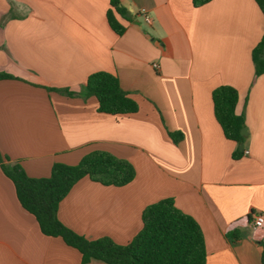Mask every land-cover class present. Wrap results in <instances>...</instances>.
<instances>
[{
	"label": "crops",
	"instance_id": "crops-1",
	"mask_svg": "<svg viewBox=\"0 0 264 264\" xmlns=\"http://www.w3.org/2000/svg\"><path fill=\"white\" fill-rule=\"evenodd\" d=\"M119 1L128 12L116 15L122 36L108 24L110 0H0V73L13 77L0 81L1 154L31 178L93 151L129 161L132 183L86 177L59 205L58 219L90 241L129 244L144 210L172 198L201 227L206 264H262L264 225L254 229L250 220L264 215V75L256 76L252 58L264 15L254 0L200 8L192 0ZM97 72L117 76L139 111L99 113L97 99L81 95ZM220 86L239 93L244 150L215 118ZM235 229L243 236L232 243ZM0 264H82L77 249L42 234L1 167Z\"/></svg>",
	"mask_w": 264,
	"mask_h": 264
},
{
	"label": "trees",
	"instance_id": "trees-1",
	"mask_svg": "<svg viewBox=\"0 0 264 264\" xmlns=\"http://www.w3.org/2000/svg\"><path fill=\"white\" fill-rule=\"evenodd\" d=\"M211 1L192 0V3L195 8H200ZM254 1L264 15V0ZM110 5L108 24L117 35L122 36L125 27L116 15L126 17L128 12L119 0H110ZM252 58L256 76L264 75V35L254 48ZM12 78L0 73V81ZM62 93L73 95L68 90ZM81 95L84 98L95 97L99 113L117 116L139 111L138 104L122 89L118 77L107 72L89 76ZM212 102L215 118L225 138L239 145L244 143L246 138L241 136V131L246 128V120L237 113L238 91L231 86H220L212 92ZM170 135L175 142L178 141L175 135ZM243 153L236 152L234 158ZM0 167L14 184L21 206L36 218L42 234L59 237L68 246L77 249L82 255V264L92 260L105 264H206L207 251L201 227L191 216L180 211L172 198L161 200L144 210L142 230L127 245H118L108 238L90 241L58 219L60 203L83 178L103 186L123 187L132 183L136 170L125 159L105 151H93L77 165L55 164L48 178H31L19 163L10 162L0 152ZM242 236V231L235 229L229 239L237 243ZM261 247V262L264 264V241Z\"/></svg>",
	"mask_w": 264,
	"mask_h": 264
},
{
	"label": "built area",
	"instance_id": "built-area-1",
	"mask_svg": "<svg viewBox=\"0 0 264 264\" xmlns=\"http://www.w3.org/2000/svg\"><path fill=\"white\" fill-rule=\"evenodd\" d=\"M142 14L144 15L145 21L148 24H152V19L146 14V11L143 10ZM252 225H253L254 229H259V228L263 227V225H264V215H260V214L255 215L253 217Z\"/></svg>",
	"mask_w": 264,
	"mask_h": 264
},
{
	"label": "water",
	"instance_id": "water-1",
	"mask_svg": "<svg viewBox=\"0 0 264 264\" xmlns=\"http://www.w3.org/2000/svg\"><path fill=\"white\" fill-rule=\"evenodd\" d=\"M241 136H242L243 138H247V137H248V130H247V128H244V129L241 131ZM244 148H245L244 144H241V145H240V150H244Z\"/></svg>",
	"mask_w": 264,
	"mask_h": 264
},
{
	"label": "rangeland",
	"instance_id": "rangeland-1",
	"mask_svg": "<svg viewBox=\"0 0 264 264\" xmlns=\"http://www.w3.org/2000/svg\"><path fill=\"white\" fill-rule=\"evenodd\" d=\"M253 227V226H252Z\"/></svg>",
	"mask_w": 264,
	"mask_h": 264
}]
</instances>
